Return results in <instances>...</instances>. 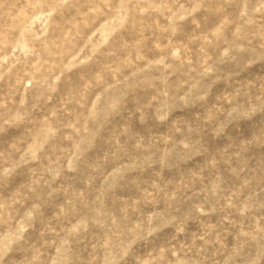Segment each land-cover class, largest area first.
<instances>
[{"label":"rangeland","instance_id":"374dc122","mask_svg":"<svg viewBox=\"0 0 264 264\" xmlns=\"http://www.w3.org/2000/svg\"><path fill=\"white\" fill-rule=\"evenodd\" d=\"M0 264H264V0H0Z\"/></svg>","mask_w":264,"mask_h":264}]
</instances>
